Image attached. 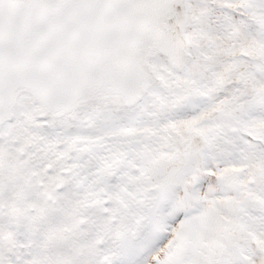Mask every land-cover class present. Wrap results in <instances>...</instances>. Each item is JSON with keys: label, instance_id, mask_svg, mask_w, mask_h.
Returning a JSON list of instances; mask_svg holds the SVG:
<instances>
[{"label": "snow or ice", "instance_id": "6c2138e0", "mask_svg": "<svg viewBox=\"0 0 264 264\" xmlns=\"http://www.w3.org/2000/svg\"><path fill=\"white\" fill-rule=\"evenodd\" d=\"M0 264H264V0H0Z\"/></svg>", "mask_w": 264, "mask_h": 264}]
</instances>
